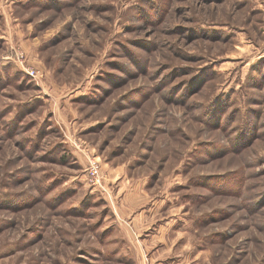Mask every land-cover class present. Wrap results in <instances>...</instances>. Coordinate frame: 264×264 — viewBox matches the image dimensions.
<instances>
[{
    "label": "rangeland",
    "instance_id": "1",
    "mask_svg": "<svg viewBox=\"0 0 264 264\" xmlns=\"http://www.w3.org/2000/svg\"><path fill=\"white\" fill-rule=\"evenodd\" d=\"M0 264H264V0H0Z\"/></svg>",
    "mask_w": 264,
    "mask_h": 264
},
{
    "label": "built area",
    "instance_id": "2",
    "mask_svg": "<svg viewBox=\"0 0 264 264\" xmlns=\"http://www.w3.org/2000/svg\"><path fill=\"white\" fill-rule=\"evenodd\" d=\"M25 72L31 76V77H35L37 75V71L30 67V66H23L21 65ZM100 164L98 162V160H96L95 158H89L88 159V165H87V168H86V173H87V179H88V182L91 184V185H98L101 181V174L99 172L100 170Z\"/></svg>",
    "mask_w": 264,
    "mask_h": 264
}]
</instances>
